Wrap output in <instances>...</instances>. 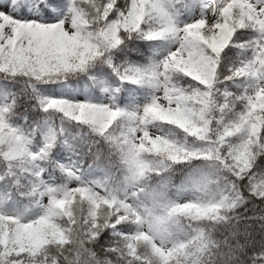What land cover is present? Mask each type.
<instances>
[{
	"label": "snow or ice",
	"instance_id": "6c2138e0",
	"mask_svg": "<svg viewBox=\"0 0 264 264\" xmlns=\"http://www.w3.org/2000/svg\"><path fill=\"white\" fill-rule=\"evenodd\" d=\"M184 14L194 18L183 22ZM133 36L170 37L177 46L145 66L113 65L111 50ZM230 45L244 50L243 58L230 62L222 75L221 54L231 52ZM97 58L112 65L121 81L151 87L150 99L134 110L114 100L37 99L44 111L61 113L103 137L125 165L124 186L112 187L107 176L80 180L74 162L57 159L63 156L58 144L78 155L64 127L41 133L37 126L14 125L15 97L0 103V264H142L131 242L137 229L147 220L162 236L166 221L124 203L121 192L138 185L144 171L135 163L137 147L164 146L162 167L199 161L189 180L211 193V211L237 199L264 210V0H0V73L6 77L0 87H15L7 79L22 74L36 92L41 79L64 78ZM177 74L189 82L179 84ZM237 80L238 92L218 87ZM157 124L175 126L184 138L151 135L148 129ZM137 125L139 146L133 143ZM99 162L97 151L93 163ZM57 168L78 183H53ZM101 184L104 190L97 192ZM17 196L28 198L39 213L4 211L2 205L18 203ZM73 199L82 205L78 214L69 211ZM53 246L58 254L49 259ZM246 251L247 264H264V236Z\"/></svg>",
	"mask_w": 264,
	"mask_h": 264
},
{
	"label": "trees",
	"instance_id": "16d2710c",
	"mask_svg": "<svg viewBox=\"0 0 264 264\" xmlns=\"http://www.w3.org/2000/svg\"><path fill=\"white\" fill-rule=\"evenodd\" d=\"M189 16L184 14L183 18ZM185 22V21H183ZM250 31V30H239ZM175 43L174 38H157L147 40L133 36L125 38L121 45L111 50L113 65L135 64L145 66L158 61L157 51L169 48ZM232 51L225 49L222 52V64L218 71L226 75L230 62L243 58L244 50L238 45H230ZM179 84L186 85L189 78L182 74L175 77ZM6 77L0 73V84ZM28 78L17 74L14 78H8L7 83L16 85L12 88L0 87V103L11 102L15 97L16 103L10 119L14 125L31 128L39 127L43 130L66 129L65 137L70 143L77 146L78 155L70 151L63 144H58L63 151V156L58 157L60 163L74 162L80 180L103 181L105 176L112 187L124 186L126 174L125 165L120 161L115 150L111 148L103 137L94 133L84 125L77 122H70L62 118V114L54 110L44 111L39 106L38 96H60V86H66L69 96H74L73 90L77 89L84 99L95 103H101L105 92H108L112 99L121 107L129 110L137 108L135 94L150 99L153 89L148 85L136 84L130 81H121L113 66L106 63L104 58H97L83 70L66 74L64 78L48 79L43 78L37 82L38 90L33 89L25 83ZM241 81H222L218 87L223 88L225 84L232 91H240ZM146 101V102H147ZM240 106L237 105V108ZM26 118V119H25ZM118 132L120 121L114 122L112 126ZM157 128L162 134L183 139L181 130L171 125H159L150 127ZM73 136L75 139L73 140ZM191 140V138H188ZM134 143V142H133ZM136 144V143H134ZM146 144V143H145ZM140 145V144H136ZM93 147V152H89ZM98 151L100 162L94 164V153ZM165 153L164 146L158 148L137 147L135 152V163L144 168L141 182L136 186H127L121 195L126 199L130 198L132 204L138 205L141 210L156 217H163L166 221L163 235L156 233L147 223L137 229L138 235L134 236V249L137 258L142 264H210L217 259L216 252L224 264H247V248L257 243L260 237L264 236V210L251 208L250 203L244 205L242 200L237 199L234 203L229 202L228 207L218 206L215 211L209 210L208 206L213 202L211 193L206 192L195 184L191 183L189 177L194 170L201 167L199 161L174 162L169 167H162L159 161ZM53 183L67 184L74 186L78 183L75 178H69L58 168L54 172ZM104 190V185L101 184ZM184 188H192L185 199L179 198V192ZM23 190V189H21ZM97 192H99L96 189ZM15 194V188H13ZM16 202H7L2 205L6 212H18L24 208L28 216H35L39 213V207L30 205L28 198L16 197ZM191 207L183 208L184 204ZM132 204H127L131 208ZM181 206V207H177ZM82 205L78 199H73L69 211L78 214ZM99 211V209H98ZM64 217H57L58 221ZM140 217L133 220L135 223ZM169 246L167 250L164 248ZM58 254L55 246L48 249L47 257ZM150 258V259H149Z\"/></svg>",
	"mask_w": 264,
	"mask_h": 264
},
{
	"label": "rangeland",
	"instance_id": "374dc122",
	"mask_svg": "<svg viewBox=\"0 0 264 264\" xmlns=\"http://www.w3.org/2000/svg\"><path fill=\"white\" fill-rule=\"evenodd\" d=\"M191 18H194V17H189V16H186L183 18V21L187 22L189 21V19ZM177 46V43H173L169 48H163L159 51H157L156 55H157V59L160 60L162 59L165 55H167V53L170 51V50H174V48ZM60 96H63V97H66V98H70V99H84V97L82 96V94L77 90V89H74L73 90V94L74 96H69L66 92V86L63 84L60 86ZM49 96H54V95H49ZM135 101H136V104L137 106H142L146 101H147V98H143L141 95L139 94H135ZM113 102V99L112 97L110 96V94L108 92H105L104 96H103V100L101 101V103H112ZM137 131L134 133V136L137 137V139H135L133 142L136 143V144H141V140L139 139V137L141 136V130H140V126L137 125ZM49 130L51 129H48V130H43V133H47ZM4 130L3 129H0V133H2ZM150 134L151 135H157V134H162V131L158 130L157 128H152L150 130ZM145 143H147V141H145ZM4 144V140L2 137H0V145H3ZM72 186V185H71ZM98 191L100 192H103V187L101 185L97 186L96 188ZM192 188H184L182 189L180 192H179V198L180 199H185L189 193V191H191ZM46 199V197H45ZM126 204H132L131 203V199L130 198H127L126 199ZM12 213V212H11ZM14 213H18V212H15ZM18 214H23L25 216H28L27 215V210L22 208L19 210V213ZM28 217H33V216H28ZM132 244L134 245V240L131 241ZM169 248V246H166L164 249L167 250Z\"/></svg>",
	"mask_w": 264,
	"mask_h": 264
},
{
	"label": "clouds",
	"instance_id": "9594fccd",
	"mask_svg": "<svg viewBox=\"0 0 264 264\" xmlns=\"http://www.w3.org/2000/svg\"><path fill=\"white\" fill-rule=\"evenodd\" d=\"M219 252H220V250H217V252H216L217 259L214 262H210V264H224V261L220 257Z\"/></svg>",
	"mask_w": 264,
	"mask_h": 264
}]
</instances>
